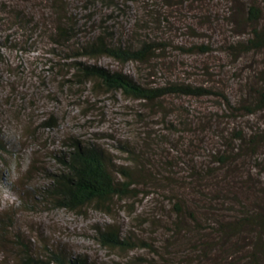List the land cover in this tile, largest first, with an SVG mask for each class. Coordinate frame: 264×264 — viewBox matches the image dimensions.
I'll return each mask as SVG.
<instances>
[{
    "label": "rangeland",
    "instance_id": "374dc122",
    "mask_svg": "<svg viewBox=\"0 0 264 264\" xmlns=\"http://www.w3.org/2000/svg\"><path fill=\"white\" fill-rule=\"evenodd\" d=\"M0 2L23 5L47 23L65 17L75 23L79 36L99 34L102 29L116 31L134 44L144 38L162 41V51L148 63L122 64L106 56L88 61L121 71L144 85L181 81L213 86L232 97L247 87H264V50L236 55L229 49L231 43L249 36L251 27L241 23L243 6L258 5L262 10L259 23L264 26V0ZM20 33L0 24V41L5 35L20 38ZM29 38L23 35L21 41ZM24 46L12 49L1 44L0 50V264H23L26 255L35 264H56L53 255L86 259L88 264L245 262H234L250 254V245L239 236L234 241L242 248H236L237 253L234 249L233 256L226 252V242L205 253L198 251L201 243L211 246L218 236L198 233L185 217L175 215L171 200L175 185L167 182L175 179L166 177L181 173L186 158L205 165V154L214 149L215 141L224 142L240 125L254 128L262 123V116L242 117L239 123L227 119L214 97H171L156 108L109 91L95 80H83L70 60L62 64L61 58L47 51L43 36H37L31 47ZM190 111L211 119L210 130L187 120ZM220 133L223 138L219 140L215 134ZM72 141L99 146L113 165L129 168L139 193L73 211L57 208L45 188L49 174L61 168L59 158ZM244 189L232 182L226 191L241 195ZM251 196L254 201L262 197L259 203L264 202L263 196ZM111 227L119 229L132 248L102 246L98 230ZM249 236L250 240L252 232Z\"/></svg>",
    "mask_w": 264,
    "mask_h": 264
},
{
    "label": "trees",
    "instance_id": "16d2710c",
    "mask_svg": "<svg viewBox=\"0 0 264 264\" xmlns=\"http://www.w3.org/2000/svg\"><path fill=\"white\" fill-rule=\"evenodd\" d=\"M0 8L3 10L0 24L21 32L20 38H17L16 34L15 37L5 35L4 40L0 41V50L1 44L12 49H25L24 44L31 47L32 43H37V36H43L45 44L49 46L47 51L61 58V62L70 60L71 68H74L83 80H95L105 89L119 91L124 96L139 102L161 108L162 103L171 97L198 99L214 97L217 105L227 114V119L239 123L242 117L262 116V123L254 128L246 129L245 126L240 125L230 131L224 142L215 141L216 146L214 149L211 147L210 152H206L207 148H203L208 164L196 165L193 158H186L182 162L184 169L187 170L186 174L182 169V174L173 172L174 174L166 177V179H175L167 181L175 185L171 189L172 209L175 215L185 217L198 233H214L218 236V241L211 246L210 243L205 245L201 243L198 246L199 252L205 253L206 250L209 251L216 245L223 246L226 242L228 245L226 252L233 256L234 249L242 248L238 246L237 241H234L235 236H239L243 244L246 242L250 245V254L248 257H238L234 262L240 263L245 259L242 264H262L260 255L264 259L262 252L264 202L259 203L262 197L257 201L251 200V194L264 197V87H247L244 93L232 97L213 86L181 81H167L156 86L144 85L121 71L109 70L88 61L106 56L122 64L148 63L158 50L162 51L164 47L162 41L144 38L134 44L128 38L124 40L117 36L116 31L102 29L99 30V34L79 36L75 23L65 17L47 23L28 13L23 5L10 6L6 2H0ZM242 8L241 23L251 27L249 36L231 43L229 49L236 55L262 51L264 26L259 23L262 10L252 2ZM23 35L31 38L21 41ZM190 48L200 52L207 51L205 47ZM53 65L52 62L50 67ZM187 114L190 117L187 120L191 123L197 121L205 130L212 127L211 119L204 114L201 115L202 112L194 114V111H190ZM183 122L179 120L177 123ZM171 124L174 126L175 123L171 122ZM215 136L219 140L220 137L223 138L222 133ZM59 160L61 168L49 174L50 183L45 188L46 195L57 208L73 211L92 203L105 205L114 198H126L139 193L138 183L129 168L123 169L113 165L99 146L72 141L68 151L63 152ZM251 173L256 177L252 178ZM232 182L242 185L245 193L238 195L227 192L226 189L232 186ZM258 186L260 187L257 188ZM176 187L178 190L175 189ZM222 210L227 212L224 213ZM249 232H252L250 240ZM98 241L108 248H132V244L123 239L119 229L115 227L99 229ZM233 252L237 253V249ZM52 258L56 264H88L86 259L64 260L55 255ZM35 262L28 255L23 258V264H35Z\"/></svg>",
    "mask_w": 264,
    "mask_h": 264
}]
</instances>
